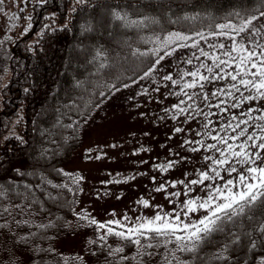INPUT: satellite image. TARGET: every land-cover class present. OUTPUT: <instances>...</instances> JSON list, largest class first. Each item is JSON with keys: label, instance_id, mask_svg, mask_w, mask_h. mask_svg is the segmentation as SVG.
Listing matches in <instances>:
<instances>
[{"label": "trees", "instance_id": "16d2710c", "mask_svg": "<svg viewBox=\"0 0 264 264\" xmlns=\"http://www.w3.org/2000/svg\"><path fill=\"white\" fill-rule=\"evenodd\" d=\"M261 2L88 0L87 5H80L76 0H47L44 6L34 9L28 33L12 42L6 38L0 44V74L6 77L0 87V190L6 192L0 198V212L15 204L21 208L13 209L11 216L0 214V224L8 221L0 229V264H20V254L29 255L32 264H116L118 255L107 256V247H100L96 229L90 230L93 233L84 255L62 252L57 244V238L78 213L79 185L63 173L77 175L64 166L81 143V123L114 90L112 85L120 87L151 67L155 57L133 56L135 49L159 47L155 43L157 37L172 31L207 35L216 31L217 23H225L229 18L235 22L230 14L254 11ZM116 5L130 19L146 16L156 22L147 28L124 27L111 18V9ZM73 7L75 12L71 11ZM192 16L198 19H185ZM89 24L92 30L85 31ZM98 50L105 55L94 60ZM163 51L162 48L161 54ZM115 53L121 57H115ZM101 63L106 66L101 68ZM17 136L23 137V142ZM64 184L68 188L53 187ZM248 215L264 219V205ZM16 221L27 224L18 226ZM49 223L54 227H36ZM250 223L247 217L237 218L234 224L226 226L225 232L214 234L196 252L176 256L182 264H224L212 259L217 249L229 242L230 233L250 230ZM107 244L112 248L124 247L123 254L129 260L121 264H137V260L131 259L136 256V245L115 236H109ZM174 248V242L165 248L160 241L159 247L149 250L156 255L143 257L144 264H167ZM77 256L83 259H74ZM244 259L237 254L228 264H233V260L244 264Z\"/></svg>", "mask_w": 264, "mask_h": 264}, {"label": "snow or ice", "instance_id": "6c2138e0", "mask_svg": "<svg viewBox=\"0 0 264 264\" xmlns=\"http://www.w3.org/2000/svg\"><path fill=\"white\" fill-rule=\"evenodd\" d=\"M28 2L29 0H19L23 6H26ZM2 3L3 0H0V4ZM36 3L42 7L47 3V0H36ZM76 3L87 5L88 0H76ZM23 6L20 7L21 13L24 11ZM76 10L75 7L71 9L72 12ZM110 15L113 21L120 22L124 27L147 28L149 24L156 22L146 16L141 19H130L128 13L120 5L113 7ZM231 16L236 18L235 22L229 18L225 23H217L215 24L216 31H209L207 35L203 32H195L190 36L181 31H172L163 37H157L155 43L160 45L159 47L147 48L143 51L137 48L132 52V55L136 57H155L151 67L139 77V80H146L152 77L166 57L172 56L180 48L191 46L199 50L200 55L193 54L188 57L184 61L186 64H192L193 59L199 61L201 56L209 57L210 53L199 47L195 37H199L200 40H207L208 37H223L230 41L229 44L220 42L208 45L213 50L211 53L213 66L218 70L214 76L210 77L201 73V69L213 73V66H208L201 61L197 67H194V70L178 71L176 75L179 78H174L171 72L161 77L163 82H170L171 85L179 87V92H168L169 96L176 95L179 99L177 103L171 105L170 109L165 107L163 115L159 119L170 118L176 122V125H179L187 124L196 116H202L203 121L200 126L202 131H197L195 136H210L211 140L215 141L206 143L203 138H185L180 141L179 147L182 149L192 153L204 151L212 154L202 157L206 166L195 170L196 178L169 182L173 188L183 185V193L176 191L166 194L170 204L173 203V197H179L182 194L186 197L179 209L174 207L170 213L157 211L153 217L149 218L138 217L139 223L133 225L126 223L127 216L122 219L98 221L94 216L83 211L76 213L79 219L95 226L98 233L97 240L100 242L101 248L107 247V256L118 255L116 264L128 261L129 257L123 254L125 249L122 245L112 248L107 244L109 236H115L120 241L136 245V256L131 259L137 260V264H144V256L156 255L155 252L149 250L159 247L160 241H163L165 248L174 242L175 248L169 254L172 258L167 260V264H182L176 253L196 252L202 244L209 241L210 237L216 233L225 232L226 226L234 224L240 217H247L251 221L248 225L250 230L239 234L230 233L229 242L221 245L212 259L228 264L233 256L242 254L245 257L244 264H264V219L248 215L252 209L264 205V0L254 11L236 12L230 14ZM26 19L29 24L24 28L22 35L27 34L32 27V17L28 16ZM185 19L196 20L198 16L185 17ZM45 27L48 26L45 25ZM91 30V24L85 26V31ZM189 40H191V45L187 43ZM148 42L145 40V43ZM162 48L164 51L161 54ZM217 49L222 50L219 55L216 54ZM104 55L102 50H98L93 59L104 57ZM221 57H226V59ZM105 66L104 63L100 64L101 68ZM184 77L191 79L186 81ZM225 78L230 81L226 87L218 88L211 93L203 91L205 84L210 80ZM132 83H137V80L133 79ZM129 86L127 83L122 85L123 88ZM111 87L115 91L120 90L115 85ZM197 87L200 92L188 91ZM153 91L159 92L160 87L154 88ZM143 92L147 93L148 89H143ZM100 95L103 97L105 94L102 92ZM198 101L203 104V107ZM211 101L217 102L212 103ZM256 101L260 103L257 105ZM96 106L99 107V104ZM211 109H216V111L213 112ZM232 109L238 111L233 113ZM220 113L227 114L228 118L225 120V117L221 116L220 119L223 122L220 123L219 128L214 129L210 117ZM170 131L173 135L167 139L184 133L186 129L174 126ZM187 131H191V129ZM5 139H9V137ZM16 139L23 142V137L17 136ZM111 147H117V145L114 144ZM92 151V149L87 150L85 159L100 160L106 155V153L100 152L93 156ZM140 151L146 152L148 149L141 145L134 150L133 155H138ZM169 151L171 150L169 149ZM175 156L178 159H167L163 163L154 164L153 167L160 173H166L174 169L181 160L188 159L180 152H176ZM140 163H147V161H140ZM59 171L63 172V170ZM221 172L227 173L230 178H225ZM234 173L236 175L233 177ZM63 174L69 177L73 184L78 185L84 181L83 176L67 172ZM135 179L136 176H129L122 181L117 174L115 179L101 181V183L105 185L119 184ZM155 179L153 177L154 181ZM209 181L212 183H208ZM167 186V183L160 182L155 191H164ZM194 186H200L205 194L203 196L194 195ZM53 187L68 188V185H53ZM69 190L72 189L69 188ZM5 195L6 192L0 190V198ZM139 203L145 207L149 206L148 200H142ZM13 209L21 210L20 205L15 204L12 205V208L3 207L0 214L7 213L11 216ZM201 209L206 214L200 216L199 219H192L191 214ZM7 223L8 221L5 220L3 224H0V229ZM16 223L19 226L27 224V221H16ZM36 227L45 229L54 227V225L49 223ZM153 241L157 243H153ZM92 243H96V241H92ZM74 259L82 260L83 257L77 256ZM233 264H239V261L233 260Z\"/></svg>", "mask_w": 264, "mask_h": 264}, {"label": "rangeland", "instance_id": "374dc122", "mask_svg": "<svg viewBox=\"0 0 264 264\" xmlns=\"http://www.w3.org/2000/svg\"><path fill=\"white\" fill-rule=\"evenodd\" d=\"M22 6L19 0H3V3L0 4V44L6 38L12 42L14 38L19 37L29 24L26 17H32L34 9L39 5L36 0H29L27 5L23 6L24 11L21 13L20 7ZM97 27L96 25V29H98ZM196 40L200 48L210 53L209 57L201 56L199 61L193 59L192 64H186L184 61L188 57L193 56V54L200 55L199 50L191 46L178 49L176 53L166 57L161 62L152 77L139 80V77L143 75L142 73L135 78L137 83L133 84L131 80L127 83L130 85L128 88L120 86L118 87L120 88L119 91L114 89L110 92L99 103V107L95 106L81 123V143L64 166L66 170L84 177V181L78 184L76 206L78 213L83 211L94 216L98 221L122 219L127 216L126 223L133 225L139 223L138 217L149 218L153 217L157 211L170 213L174 207L179 209L183 200L186 199L182 194L179 197H173V203L170 204L166 194L176 191L183 193L184 189L183 185H177L173 188L169 182L196 178L195 170L206 166L202 157L212 153L204 151L192 153L180 148L179 143L185 138H203L206 143H214L215 141H212L210 136H195L197 131H202L200 127L203 121L202 116H196L187 124L179 125H176V122L170 118L159 119L163 115V109L165 107L170 109L171 105L177 103L179 99L176 95H168L169 91L179 92V87L171 85L170 82H163L161 77L171 72L174 78H179L176 75L178 71L194 70V67H197L201 61L208 66H213L211 59L213 50L208 45L220 42L230 43L223 37H208L207 40L197 38ZM187 43L191 45V41ZM76 44L77 46L80 45ZM221 51L217 49L216 54L219 55ZM118 55L115 53V57H121ZM221 58L226 59V57ZM217 71L215 66H213V73L201 69L202 74L210 77L214 76ZM2 76L0 74V87L6 80V77ZM184 79L187 81L191 78L184 77ZM229 83L227 78L210 80L205 84L203 91L211 93L218 88L226 87ZM156 87H160L159 92L153 91ZM143 89H148V92H143ZM188 91L200 92V89L197 87ZM211 102L216 103L217 101ZM198 103L203 107L201 102L198 101ZM259 103V101L255 102L257 105ZM211 111L215 112L216 109H211ZM237 111V109H232L233 113ZM221 116H224L225 120L228 118L225 113L210 117L213 121L212 128H219L220 123L223 122L220 119ZM174 126L184 127L186 131L175 135L172 139H167L173 135L170 130ZM188 129L191 131H187ZM114 144L117 147H111ZM141 145L148 151H140L138 155H133L134 150ZM88 149L93 150V156L100 154V152L106 153V155L100 160L85 159ZM176 152H180L188 159L181 160L174 169L166 173H160L158 169L153 167L154 164L163 163L167 159H178L175 156ZM140 161H147V163H140ZM117 174L122 181L129 176H136V179L119 184L105 185L101 183V181L115 179ZM221 174L225 178H230L225 172H221ZM235 175L234 173L233 177ZM153 177L156 178L155 181ZM160 182H165L168 186L166 190L156 192L155 188ZM208 183H212V181ZM204 194L200 186H194V195L203 196ZM142 200H148L149 206L145 207L139 203ZM205 214L204 210L201 209L192 213L191 218L199 219ZM91 229H95V226L89 225L75 214L62 236L57 238L59 250L74 255H84L88 250L87 241L93 233L90 231ZM20 264H32L30 256L20 254Z\"/></svg>", "mask_w": 264, "mask_h": 264}]
</instances>
